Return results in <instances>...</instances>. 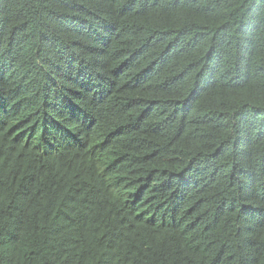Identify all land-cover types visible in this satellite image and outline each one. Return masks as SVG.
Segmentation results:
<instances>
[{"label": "trees", "instance_id": "obj_1", "mask_svg": "<svg viewBox=\"0 0 264 264\" xmlns=\"http://www.w3.org/2000/svg\"><path fill=\"white\" fill-rule=\"evenodd\" d=\"M0 264H264V0H0Z\"/></svg>", "mask_w": 264, "mask_h": 264}]
</instances>
